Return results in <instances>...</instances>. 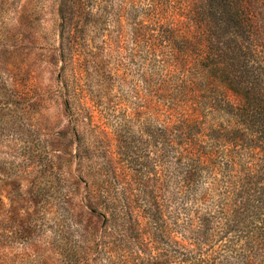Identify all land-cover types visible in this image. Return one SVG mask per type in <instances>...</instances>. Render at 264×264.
<instances>
[{
    "label": "rangeland",
    "instance_id": "374dc122",
    "mask_svg": "<svg viewBox=\"0 0 264 264\" xmlns=\"http://www.w3.org/2000/svg\"><path fill=\"white\" fill-rule=\"evenodd\" d=\"M261 200L264 0H0V264H264Z\"/></svg>",
    "mask_w": 264,
    "mask_h": 264
},
{
    "label": "trees",
    "instance_id": "16d2710c",
    "mask_svg": "<svg viewBox=\"0 0 264 264\" xmlns=\"http://www.w3.org/2000/svg\"><path fill=\"white\" fill-rule=\"evenodd\" d=\"M243 17V21L245 22H249V17L246 13L242 14ZM62 20H64L62 18ZM249 27L251 25H248ZM207 59V58H206ZM238 102H240V94H238ZM241 105V102L239 103V106ZM181 124V130H178L175 139L178 140L177 144L179 146L178 150L175 152V155L177 156V164L179 165V168L181 169V173L185 174L184 175V179L181 182V188L184 187H189L190 186V182H191V162L195 161V159H193V148L190 145V140L188 137H183L182 138V134H185L186 132H188L190 130V124L188 122L187 119H183V121L180 123ZM169 132V130L167 129V127L162 128L161 129V133L162 135L167 134ZM164 142L169 144L172 142V140H170L167 136L164 137ZM229 142L235 144L236 145V139L231 137L230 139H228ZM182 144L184 146H182ZM176 161V160H175ZM202 163V162H201ZM95 198L97 199V197L95 196ZM249 201V199H242L241 201ZM258 205L262 206L264 208V200L258 201ZM242 208V207H241ZM235 211V210H234ZM242 211V210H241ZM240 211H235V212H230L225 214L224 220L223 222L220 224V233L222 234V238L227 239L228 236H230V233L233 234L234 236H238V242L240 240H243V243H258L256 245L262 248L264 247V216L260 217L256 219V223L254 224V226L252 227V229L250 230V233L248 232L246 236H241L242 234V229H240V226H243V223L241 220H238V218H240V216L245 217L246 215L243 214H236ZM244 212V211H242ZM187 223H189L190 221L187 219L186 220ZM204 222V221H203ZM203 222L199 225V227L196 229L195 232L199 233L202 232L203 233H207V231L202 230L200 227L204 226ZM191 226L188 225V228ZM184 231H188V229H185ZM241 232V233H240ZM191 235V232L189 233ZM199 237L201 238V240L203 239L202 233H200ZM200 240V239H199ZM221 240V238H220ZM252 250H254V248H252ZM250 254V253H249ZM254 255V253H253ZM253 255H249L248 257H251ZM183 256V255H182ZM248 260H242V261H238L237 264H256L253 263V261H249ZM177 264H210V262L208 261L207 258H196V259H189L188 256H183L180 258V260L178 261ZM216 264V263H214ZM257 264H262V263H257Z\"/></svg>",
    "mask_w": 264,
    "mask_h": 264
}]
</instances>
